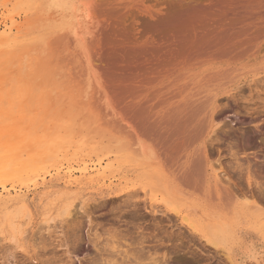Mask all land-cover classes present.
Returning <instances> with one entry per match:
<instances>
[{
	"label": "rangeland",
	"instance_id": "rangeland-1",
	"mask_svg": "<svg viewBox=\"0 0 264 264\" xmlns=\"http://www.w3.org/2000/svg\"><path fill=\"white\" fill-rule=\"evenodd\" d=\"M126 1L135 0L116 3ZM151 1L159 2L155 3L159 7L150 5ZM79 2L81 6L97 5L96 10L103 12L111 7H104L103 0ZM150 3L149 10H160L163 15L194 8L214 13L208 0ZM52 4L53 0H0V22L3 26L7 23V29L14 24L13 36L0 45V145L21 146L24 151L19 165L7 167L0 180V187H23L18 196L13 195L15 202L9 207L0 204V264H232L169 210L154 180H142L143 169L125 161L121 144L106 137V129L97 125L82 98L84 87L78 88L79 70H74L73 58L64 51L68 40L61 39L72 28L70 11ZM55 11L59 13L54 15ZM114 32L113 42L120 46L131 32L153 34L162 40L174 29L157 28L152 20L139 15L131 19L124 14ZM178 33L191 32L182 27ZM262 57L244 65L230 88L220 91L216 125L204 140L213 164L208 167L209 175L217 173L231 185L245 210L256 205L264 225ZM101 159L113 164L107 172L111 180L84 178L80 184L69 183L65 175L69 166L79 169ZM58 168L63 170L59 175ZM46 172L52 176L47 175L43 185L42 177L36 174ZM67 206L70 215L60 216ZM22 207L29 208L30 219ZM14 209L21 210L15 221L19 220L17 226L20 222L22 229H18L25 233L15 232L3 222ZM181 211L195 220L203 213L191 202L182 204ZM243 226V235L251 237L263 251L259 230L248 223ZM14 236L21 239L22 246ZM236 263L240 264L239 260Z\"/></svg>",
	"mask_w": 264,
	"mask_h": 264
},
{
	"label": "bare ground",
	"instance_id": "bare-ground-1",
	"mask_svg": "<svg viewBox=\"0 0 264 264\" xmlns=\"http://www.w3.org/2000/svg\"><path fill=\"white\" fill-rule=\"evenodd\" d=\"M103 3L104 7L111 6L104 12L90 3L81 6L79 0H53L52 4L70 11L72 28L61 39L68 40L64 51L73 58V69L79 70L78 88L84 87L82 98L97 118V125L106 129V137L121 144L125 161L143 169L142 180H154L162 201L175 216L180 215L190 231L198 233L232 264L238 260L240 264H264V250L242 232L248 223L264 239L259 208L251 205L245 210L231 185L217 173L209 175L208 167L213 164L209 163L208 142L204 140L216 125L220 91L236 80L244 65L264 56V0H208L214 13L194 8L176 15L149 10L150 0ZM155 3L159 5L155 1L150 5L157 7ZM124 14L131 19L139 15L152 20L157 28H173L174 32L162 40L153 34L131 32L122 45H115L114 31ZM13 25L7 29V23L3 26L0 22L1 46L13 36ZM182 27L191 33L181 35ZM10 145H0V180L7 174L6 168L19 165L17 161L23 157L21 146ZM112 166V162L101 159L79 169L69 166L65 175L71 184H80L84 178L106 181L112 179L107 175ZM62 171L58 168L57 175ZM47 175L52 173L36 177L41 176L45 185ZM75 175L78 178H73ZM19 191L23 187L1 186L0 204L9 207ZM187 202L202 209L200 219L181 214V205ZM27 207L25 217L30 215ZM20 212L14 209L3 222L25 233L19 230L20 222L17 226L19 220L15 221ZM60 214L70 215L69 206ZM13 240L22 246L17 236Z\"/></svg>",
	"mask_w": 264,
	"mask_h": 264
}]
</instances>
